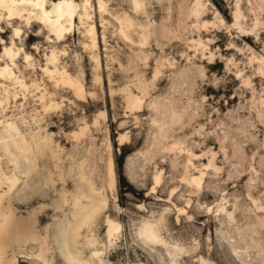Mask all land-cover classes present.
Returning <instances> with one entry per match:
<instances>
[{
    "label": "clouds",
    "instance_id": "9594fccd",
    "mask_svg": "<svg viewBox=\"0 0 264 264\" xmlns=\"http://www.w3.org/2000/svg\"><path fill=\"white\" fill-rule=\"evenodd\" d=\"M0 264H264V0H0Z\"/></svg>",
    "mask_w": 264,
    "mask_h": 264
}]
</instances>
